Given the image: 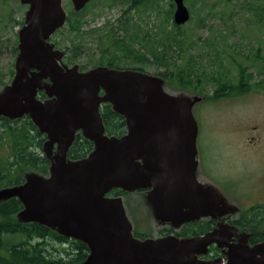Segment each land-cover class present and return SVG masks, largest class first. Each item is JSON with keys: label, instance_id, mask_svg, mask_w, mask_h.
Here are the masks:
<instances>
[{"label": "water", "instance_id": "obj_1", "mask_svg": "<svg viewBox=\"0 0 264 264\" xmlns=\"http://www.w3.org/2000/svg\"><path fill=\"white\" fill-rule=\"evenodd\" d=\"M89 1L70 0L74 11ZM172 1V21L179 27L190 14L184 0ZM20 3L28 9L18 32L14 77L0 92V117L28 116L45 135L49 176L27 174L23 184L0 189V201L16 198L21 222L84 243L88 255L80 264H264V243L251 249L227 245V260H201L218 233L134 236L122 197L108 196L113 189L145 191L156 221L175 227L225 211L215 190L196 179L198 125L192 110L199 98L169 94L163 80L139 71L67 67L62 52L48 42L65 24L62 0ZM38 92L46 99H37ZM103 103L123 117V136L105 134ZM77 132L93 149L83 159L70 160L67 152Z\"/></svg>", "mask_w": 264, "mask_h": 264}, {"label": "rangeland", "instance_id": "obj_2", "mask_svg": "<svg viewBox=\"0 0 264 264\" xmlns=\"http://www.w3.org/2000/svg\"><path fill=\"white\" fill-rule=\"evenodd\" d=\"M107 1L92 0L85 6L82 14L86 22L83 27L85 33L79 40L81 45L79 49H72V37L67 40L63 37H55L60 44L71 48L70 53L61 51L62 57L65 58L67 55L72 57L75 65L83 66L84 71L97 65L101 51L105 48L121 58L123 67L132 68L138 65L125 60V53L111 43L109 36L106 37L108 30L111 29L118 37L127 35L123 30L116 31L118 27L116 20L120 17L121 8L125 9L127 3L117 2L114 6H108L109 1ZM151 1V4L142 6L137 11L129 12L131 26L128 28V33L134 34L135 26H139L142 32L144 30L148 35L137 32L138 36L147 37L145 38L147 41L159 39L164 32L170 31L173 18L169 0ZM184 4L190 13V19L179 27L183 35L182 43L179 46L174 44L169 46L165 43L162 46L157 45L156 48L160 52L164 51L163 46L166 48L170 71L177 65L184 66L190 61L196 73L202 74L200 85L198 84V88L187 86L179 88L175 83L167 82L166 87L164 82L163 87L172 95L199 98L192 112L198 125L196 146L201 154L200 164L203 160L205 171L209 170L210 166L217 167L223 175H220L216 182L231 194L239 191L243 199V201L240 199L241 204L225 203L223 196L216 191L219 200L222 199L220 200L222 204L237 212L242 209L243 204H250L251 193L261 187L259 179L264 175L262 173L264 171V64L255 62V56L264 60V0H184ZM62 7L66 13L71 10L70 0H62ZM26 11L27 7L21 5L20 0H0L2 83H8L11 79L9 77L11 69L14 71L17 55L13 53V48L17 46V33L23 26ZM18 23H21V26ZM111 25L114 27L111 28ZM52 39L53 37L50 38V43L54 45ZM133 46L141 52L145 51L138 43ZM239 65L247 69V74H252L253 77L248 83L251 85L261 83L260 88L263 89L252 88L240 97H225L217 101L207 99L214 90L212 78L229 77L235 82ZM142 69L148 75L165 71L164 66H157L154 63L143 66ZM2 89L0 88V92ZM253 128L259 135L257 141L262 152L258 156L252 155V158L239 154L237 147L242 148L245 143L244 134ZM249 142L254 144L255 140ZM0 150L2 154L5 152L1 147ZM200 170L198 165L197 181L200 180ZM260 192L264 196V189ZM239 194L238 198H240ZM258 195L255 200H258ZM122 200L126 218L134 231L139 234H150L157 239L159 229L169 228L168 225L156 221L152 208L146 201L145 192L128 193ZM13 219L20 221L19 214Z\"/></svg>", "mask_w": 264, "mask_h": 264}, {"label": "trees", "instance_id": "obj_3", "mask_svg": "<svg viewBox=\"0 0 264 264\" xmlns=\"http://www.w3.org/2000/svg\"><path fill=\"white\" fill-rule=\"evenodd\" d=\"M108 6L116 5L117 2L127 3V7L121 8L120 17L117 18V30H123L127 33L126 36L118 37L114 30H108L107 36L109 40L125 53V60L137 63L136 67L126 68L121 65L122 60L115 52H108L103 49L99 61L96 66H105L111 69L126 70L132 69L144 72L142 67L146 65L164 66L165 71L157 72L155 75L162 78L167 87V82H173L177 87H192L198 88L201 81V73H196V69L192 67L190 61L186 65H177L172 71L169 70L166 48L160 52L157 45L169 46L172 44L179 46L182 43L183 35L180 28L172 22L171 30L164 32L159 39L146 40L145 36L139 37L137 32L147 33L135 26V33H128V28L131 23L129 12L137 11L142 6L151 4V0H108ZM107 1V2H108ZM170 13L174 11V4L169 0ZM85 9L74 11L73 8L68 11L66 16L65 26L58 30L56 34L60 38L69 39L72 37V49H79L81 46L79 40L85 33L83 31L84 18L82 14ZM110 25V24H109ZM114 26L111 25V28ZM165 30V28H163ZM148 35V34H147ZM117 36V37H116ZM185 36V35H184ZM53 37L52 42L55 48L66 50L67 47L55 42ZM75 40V41H74ZM157 40V41H156ZM156 41V42H155ZM138 43L140 48L144 49L141 52L135 49L133 45ZM13 53H17L14 46ZM152 58V60H151ZM66 64L69 66L75 65L72 57L66 58ZM255 62H260L258 56H255ZM92 67V68H93ZM84 67L80 66L79 70ZM246 68L237 67V77L235 82L229 77L223 79L212 78L214 90L213 94L207 96L210 101L217 99L239 97L248 93L253 89H263L260 84L251 85L248 81L253 77L251 73H246ZM13 70L10 76L13 75ZM8 83H2L0 80V88H3ZM38 99L44 100L46 97L43 93H38ZM100 114L104 126V132L107 136L121 137L126 133V126L122 116L112 111L109 104H102ZM45 135L38 132L34 124L28 116H23L17 119H8L0 117V147L5 149L2 154L0 150V189L13 187L22 184L25 176L35 172L42 177L49 175V160L42 153V145L45 141ZM93 149V143L83 138L80 132H77L75 139L67 152V158L70 160H80L85 158ZM22 175L24 177H22ZM126 193L113 189L108 193L111 197H126ZM22 210L21 203L16 198L8 199L0 203V264H80L87 255V246L79 241L68 239L59 235L56 230L43 226L37 223H24L13 219ZM162 232H166L165 230ZM138 238H148L150 234L134 232Z\"/></svg>", "mask_w": 264, "mask_h": 264}, {"label": "flooded vegetation", "instance_id": "obj_4", "mask_svg": "<svg viewBox=\"0 0 264 264\" xmlns=\"http://www.w3.org/2000/svg\"><path fill=\"white\" fill-rule=\"evenodd\" d=\"M18 25L21 26V23H18ZM57 35L58 34L54 36ZM55 42L58 41H56L55 39ZM69 50H71L70 47L67 48L68 53H70ZM16 55L17 54H15V56ZM66 58H69L68 55L63 60L64 64H66ZM259 59L260 62H263L262 58ZM13 75L10 76L9 74V77L11 79L8 81V83L12 80ZM258 136L259 135L258 133H256V129L253 128L248 130L244 134L245 143L242 145V148L237 147L239 154L249 157H252V155L258 156L262 152V150L259 148V141H257L259 140ZM252 140H255L254 144H251L252 142H249ZM200 156L201 154L197 152V161L201 169V184L204 187H211L215 190V192L217 191L218 193H220L223 196L222 199L223 201H225V203L232 202L234 204H241V201H243V199L240 196L239 191L237 193L231 194L220 183L216 182V179L223 174L217 170V167L215 168L212 166H210L209 170L205 171L203 160L202 164H200ZM262 173H264V171ZM200 180H198L199 183ZM259 183H261V187L256 188L254 192L251 193V198L249 199L250 204H243L242 209H240L239 211L236 212V210H233L232 208L222 204V202L220 201L221 206L224 207L225 211L219 214L218 217L202 216L199 219L179 225L178 229L175 228V226L167 224L169 228L159 229L158 238L165 236H174L177 238H193L198 236L205 237L209 234L218 233L217 241L209 244L206 247V253L203 256L199 257L203 261H213L217 259L227 260L229 256V247H227V245H243L244 247L247 246L251 249L259 244L264 243V196H262V192H260L262 189H264V175L260 177ZM238 194L240 198H238ZM257 194H259V198L258 200H255ZM231 197H233V199ZM164 230L166 232H162Z\"/></svg>", "mask_w": 264, "mask_h": 264}, {"label": "bare ground", "instance_id": "obj_5", "mask_svg": "<svg viewBox=\"0 0 264 264\" xmlns=\"http://www.w3.org/2000/svg\"><path fill=\"white\" fill-rule=\"evenodd\" d=\"M33 26L36 27V23H35V21L33 22ZM34 29H36V28H34Z\"/></svg>", "mask_w": 264, "mask_h": 264}]
</instances>
